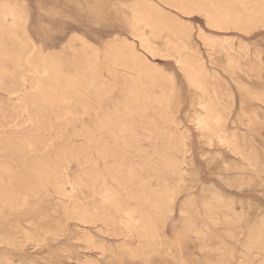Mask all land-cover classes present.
Masks as SVG:
<instances>
[{"label":"rangeland","instance_id":"obj_1","mask_svg":"<svg viewBox=\"0 0 264 264\" xmlns=\"http://www.w3.org/2000/svg\"><path fill=\"white\" fill-rule=\"evenodd\" d=\"M13 2L20 4L26 12L22 38L30 47L59 54L63 59L62 71L67 74L72 72V66L65 47L76 37L95 46L101 61L105 44L112 38L126 51L129 49L126 44L132 42L148 57L155 76L160 80V87L152 86L146 90L152 97L151 102L154 106L164 104L166 108L161 114L154 113L156 109L148 110L141 118L134 114L133 109L123 111L120 108L121 112L143 139L145 153L151 155L146 159L149 163L160 141L171 134L186 139L187 152L183 166L186 170L185 184L177 191L173 215L157 221L159 238L168 249L161 250L147 261L132 256L125 249V244L138 243L134 231L141 226L142 220L137 213L124 208L116 215L117 224L110 226L100 221L89 224L84 221L97 214L105 203L106 194L98 189L97 183L90 182L93 169L97 168L105 176L109 191L119 192L121 196L126 188L138 184L119 185L113 179L116 173L111 170L113 159L108 151L122 147V140L109 137L102 147L101 143L95 142L97 132L86 134L83 129L84 125H93L96 116L108 104H122L123 87L130 78H135L134 71L116 66L113 77L105 68L101 69L102 96H105L100 102L98 97L89 101L93 108L90 113L81 110L80 102L84 98L71 93L70 100L45 108L39 127H30L26 121L29 110L19 106L17 99L8 93L7 89L13 83L6 81L0 86V137L6 142L21 139L27 143V148L21 152L10 148V145L4 147L0 150V164L14 170L9 180L13 187L29 185L36 194H26L23 205L16 209L7 207L0 212V264H85L84 259L89 257L98 264H176L181 258H193L196 264H205L203 255L208 252L205 254L200 250L195 229L206 232L212 247L217 245L219 237L224 239L220 243V256L225 264H244L247 260L262 264L258 258L264 255V216H261L264 214V186L250 177L253 170L250 173L225 171L215 153L219 152L227 160L231 157L229 146L234 143L240 151L253 158L252 162L260 161L259 165L264 166V28L240 30L233 25L221 28L216 26L219 20H210L202 12L185 13L158 0H145L149 6L161 5L178 27V33L186 34L184 47L173 39L166 43L163 37L153 38L137 32L129 9L135 0ZM136 35L149 39L155 47L154 55L144 52ZM179 49L203 64L205 91L195 89L176 63L175 55ZM230 55L234 59L227 65V56ZM0 65L12 70L11 63L3 60L1 54ZM22 70L27 73L28 67L24 65ZM37 78L28 73L23 91L32 90V81ZM141 80L146 82L144 77ZM205 100L213 102V112L224 120L223 128L207 130L202 127L199 112L203 113L201 104ZM96 106L97 109L94 108ZM169 118L174 120L171 125L165 122ZM140 119L144 122L140 123ZM127 151L134 163L140 165L143 160L139 155L129 149ZM43 158L55 163L61 173L48 180H40L42 183L39 184L32 164ZM137 173V180L149 177L142 169H137ZM151 185L156 187L157 182L151 180ZM210 185L234 196L236 201L230 202L219 196ZM250 199L258 201L260 210L256 212L249 207ZM237 200L242 204L239 205ZM181 202L183 213L178 211ZM128 205L134 207L136 201L130 199ZM222 211L233 216L231 222L224 226L228 229L226 234L220 228L222 226L210 220ZM118 224L132 225L129 235H119ZM17 226L34 230L43 236V240L38 244L33 240L21 245L18 240L22 239V231H13ZM237 227H247L261 238L256 237L255 242L253 237H240L234 234ZM86 235L90 242H85Z\"/></svg>","mask_w":264,"mask_h":264},{"label":"bare ground","instance_id":"obj_2","mask_svg":"<svg viewBox=\"0 0 264 264\" xmlns=\"http://www.w3.org/2000/svg\"><path fill=\"white\" fill-rule=\"evenodd\" d=\"M158 1L164 5L174 6L185 13L193 11L202 12L210 20H219L216 26L221 28L227 25H233L240 30L264 28V0ZM129 9L131 20L134 22L137 32H143L146 36L149 35L153 38L163 37L166 43L171 42V39H173L174 41H179L185 47L187 42H185L183 37L186 34H183L182 31L180 34L178 33V27L169 18L161 5L149 6L145 0H135L129 6ZM26 18V12L20 4L14 3L13 0L0 1V54L3 60L9 61L12 65V70H8L3 65H0V86L6 83V81L13 83L7 89L8 93L17 99L19 106L29 110L26 121L29 122L30 127H39L45 108L54 107L66 99L70 100L71 93H76V95H81L84 98L80 102L81 110L82 112L90 113L93 108L89 104V101L93 97H98L100 102L101 98L105 96H102L104 88L101 69L105 68L113 77L116 75V66H122L134 71L135 78H130L128 83L123 87L122 104H108L104 111L96 116L93 125H84L83 130L86 134L91 135H94L92 134L93 132H97L98 137L95 139V142L101 143L102 147L105 144V139L109 137L122 140V147H116L115 150L108 151V154L113 159L111 170L116 173V178L113 177V179L119 185L127 183L132 185L138 184L133 188H126L124 195L121 196L118 194L119 192L109 191L105 176L97 168L93 169L89 177L90 182L97 183L98 189L106 194L105 203L102 204L97 214H92L84 221L88 222V224L100 221L105 225H114L117 224L116 215L122 209L127 208L128 211L137 213L142 223L134 231V236L138 241L137 245L126 243L125 249L132 256L141 257L145 261L161 250H167L168 246L159 238L157 221L161 222L167 218H171L174 212L177 191L184 187V173L186 170L183 166L186 158L187 149L185 146L187 142L183 136L173 134L169 135L167 139L163 138L158 147H156L157 149L152 153L153 159L149 163L146 159L148 156L151 157V155L145 153L143 139L137 135L135 127L126 121L124 112H121L120 109L122 108L123 111L133 109L134 114L141 118L147 114L148 110L156 109L154 113L161 114L166 108L164 104L154 106L151 102L152 97L146 92L148 87H160V80L155 76L154 67L150 64L148 57L138 51L132 42L126 44L129 45V49L126 51L122 44L115 38H112L105 44L103 61H101L99 57L100 52L95 46L89 44L81 37H76L67 43L65 47L66 56L72 66V72L67 74L62 71L63 59L59 54L52 52L45 53L40 48L35 49L30 47L27 41L22 38ZM144 28L147 30L144 31ZM163 32L166 35H162ZM136 36L139 37L140 46L144 52L154 55L155 47L149 39L146 36ZM213 41L215 42V40ZM28 51H32L30 55L27 54ZM233 59L234 57L231 55L227 56V65L231 64ZM175 61L195 89L206 90V85L202 79L203 64L197 58L179 49L176 51ZM24 65L28 67L27 73H23L22 69ZM28 73H32L34 77H38L39 79L37 78L32 81V90L23 91L26 87V75ZM142 77H144L146 82L141 80ZM243 89L247 92L245 87ZM201 106L203 113L199 112V117L203 128L216 130L219 127H224V120L213 112L215 109H213V102L211 100H205ZM94 108L97 109V106ZM96 112L94 111V113ZM139 122H144V119H140ZM165 122L171 125L174 123V120L169 118ZM172 126H175V124ZM8 145H10V148L21 152L27 148V143L21 139L18 142H6L3 137H0V150ZM127 149L139 155L140 159L143 160L140 165L134 163ZM103 151L105 152L106 149H103ZM229 152L231 157H228L227 160H224L219 152L215 153L216 158L220 159L219 163L225 171H245L250 173V170H253V174L250 177L258 185L264 186V166L259 165L260 161L258 163L252 162L253 158L247 153L240 151L239 146L234 143L230 144ZM58 168L55 163H50L46 158L37 159L32 164V170L37 175L36 182L39 184L42 183L43 179L48 180L56 176L59 173ZM137 169H142L143 173H147L148 179L141 178L137 180ZM13 171L9 166L0 164V212L7 207L16 209L25 203L24 195L36 194V191L29 185H23L19 188L13 187L9 183L11 176H13ZM61 175L64 174L62 173ZM151 180L157 182L156 187H152ZM209 187L215 190L219 196L224 197L230 202L236 201L234 196L215 186L210 185ZM130 199L136 201L134 207L128 205ZM238 202L239 205L242 204L241 201ZM249 207L256 212L260 210V204L255 199H250ZM178 211L179 213H183V202L179 204ZM261 216H264V214H261ZM232 218L233 216L230 213L222 211L217 216H212L210 220L213 224L222 226L220 228L226 234L228 229L226 230L224 226L231 222ZM118 225L120 228L119 235H129L132 225ZM250 227L253 228L254 225ZM245 229L237 227L234 229V234L240 237H253L254 241L257 240L255 239L256 237L261 238V236H256L247 227ZM13 231L15 233L22 231V239L18 240L21 245L33 240L38 244L43 240L41 234L25 226L21 228L17 226ZM194 232L196 240L199 241L200 250L205 254L208 252V254L203 255L205 264H225L224 261H221L220 256L222 252L220 243H223L224 239L219 237L217 245L212 247L209 245L210 239L206 237L205 231L195 229ZM85 242H90V238L87 235ZM216 252L219 256L218 254L216 256L211 255ZM258 259L264 264V255H260ZM83 262L85 264H98V262L90 257L84 259ZM176 264L196 263L193 258H181L176 261ZM244 264H255V262L247 260L244 261Z\"/></svg>","mask_w":264,"mask_h":264}]
</instances>
